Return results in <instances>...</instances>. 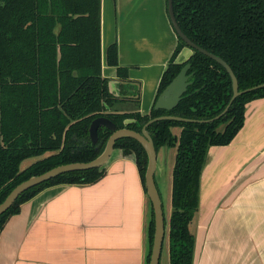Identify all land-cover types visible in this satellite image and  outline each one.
<instances>
[{
	"label": "trees",
	"instance_id": "16d2710c",
	"mask_svg": "<svg viewBox=\"0 0 264 264\" xmlns=\"http://www.w3.org/2000/svg\"><path fill=\"white\" fill-rule=\"evenodd\" d=\"M174 10L182 31L195 44L230 65L240 91L264 84V0H174ZM187 47L179 38L155 101L156 105L190 64L192 85L179 106L168 112L154 105L149 115H142L140 93L117 96L103 75L102 0H0V204L34 176L98 158L113 135L102 127L98 144L92 143L90 127L98 118L110 119L119 130L141 133L150 120L162 116L204 121L221 115L233 97L231 77L222 65L196 50L187 61L178 62ZM108 65L117 68L121 81H128V69L119 65L117 44L108 49ZM262 98L264 88L243 94L214 123L160 121L149 127L158 153L166 146L177 151L168 234L170 264L194 263L196 239L190 225L199 210L210 148L231 144L245 125L247 105ZM129 103L134 107L124 109ZM174 128L181 129L180 136L174 135ZM115 149L135 156L147 192L148 155L143 146L124 138ZM32 158L40 159L21 170L23 162ZM106 174L105 165L64 174L29 190L0 216V233L43 190L92 185ZM154 234L152 212L147 264Z\"/></svg>",
	"mask_w": 264,
	"mask_h": 264
},
{
	"label": "crops",
	"instance_id": "0c3cea01",
	"mask_svg": "<svg viewBox=\"0 0 264 264\" xmlns=\"http://www.w3.org/2000/svg\"><path fill=\"white\" fill-rule=\"evenodd\" d=\"M113 44L127 82L108 65ZM178 45L168 0H102L103 75L117 96L140 93L142 115L152 111ZM192 55L186 48L179 60ZM175 151L162 161L169 164ZM106 167L95 184L50 187L25 203L0 233V264H147L153 209L136 158L115 149ZM171 213L161 264H170ZM190 230L193 264H264V98L247 105L231 144L210 148Z\"/></svg>",
	"mask_w": 264,
	"mask_h": 264
},
{
	"label": "water",
	"instance_id": "95a60500",
	"mask_svg": "<svg viewBox=\"0 0 264 264\" xmlns=\"http://www.w3.org/2000/svg\"><path fill=\"white\" fill-rule=\"evenodd\" d=\"M168 8L169 15L174 26V29L180 39H182L188 48L192 51L196 50L214 61L218 62L222 65L228 74L231 77L233 83V97L229 106L225 109V111L211 120H193L186 119L182 117L175 116H162L155 119L150 120L142 129L141 133L132 131L130 129H117V126L108 118H98L96 119L91 127H90V138L94 145L99 142V129L102 127L107 128L108 130L113 132V135L108 140L106 147L103 153L96 158L95 160L87 163H72L68 165L59 166L54 168L42 175L34 176L29 180L23 182L18 185L11 194L6 198V200L0 204V216L5 214L9 209L13 207V205L17 202L21 195L28 192L29 190L42 185L46 182L51 181L61 175L73 173V172H83L89 171L97 168H101L109 162L111 159L115 148L116 143L124 138H131L140 143L145 149L148 155V166L145 175V186L147 189V194L149 200L151 201L154 213V221H155V234L154 241L152 247V253L149 264H161V258L163 254L165 239H166V216L164 212V204L162 201L161 194L156 184V172L158 169V151L155 146V142L152 134L149 131V127L156 122L160 121H176V122H184V123H194V124H210L216 121H219L231 107L232 103L240 96L245 93H249L255 90H259L264 88V84L254 87L252 89L246 91H240L239 80L235 75L234 71L230 67V65L224 61L221 57L216 56L215 54L199 47L195 44L181 29L174 10V0H168ZM191 69V65L187 64L178 76L172 81V83L164 90V92L159 96L155 109L156 110H164L171 112L176 109L180 102L182 101L185 94L188 92V89L192 85L191 79L192 75L189 74ZM166 152L169 150V147H165Z\"/></svg>",
	"mask_w": 264,
	"mask_h": 264
},
{
	"label": "rangeland",
	"instance_id": "374dc122",
	"mask_svg": "<svg viewBox=\"0 0 264 264\" xmlns=\"http://www.w3.org/2000/svg\"><path fill=\"white\" fill-rule=\"evenodd\" d=\"M186 49V48H184ZM183 49V50H184ZM187 49H190L187 47ZM182 54V52H181ZM180 54V56H181ZM178 57V62H180ZM182 63H184L185 61H187V57L186 56H182ZM180 130L178 129H173V132L175 134H178ZM172 152V150H171ZM166 159L168 158V151L166 152V149L164 148L163 151L160 154L159 157V162H158V169L156 172V181L158 183V188L160 189V192L162 194V201L164 204V212L165 214L168 212H172V205H171V200H172V174H173V168L175 165V157H176V151H175V155L174 156H169V164H167L164 161H162V156ZM38 159L40 158H32V159H28L25 162H23V164L21 165V170H25L28 167H30L33 163H35L36 161H38Z\"/></svg>",
	"mask_w": 264,
	"mask_h": 264
}]
</instances>
